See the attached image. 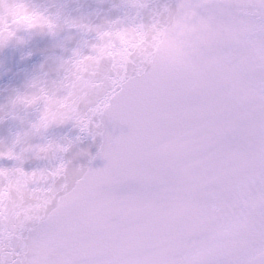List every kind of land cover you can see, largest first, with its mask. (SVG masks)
Returning a JSON list of instances; mask_svg holds the SVG:
<instances>
[{"label":"water","instance_id":"95a60500","mask_svg":"<svg viewBox=\"0 0 264 264\" xmlns=\"http://www.w3.org/2000/svg\"><path fill=\"white\" fill-rule=\"evenodd\" d=\"M0 264H264V0H0Z\"/></svg>","mask_w":264,"mask_h":264}]
</instances>
